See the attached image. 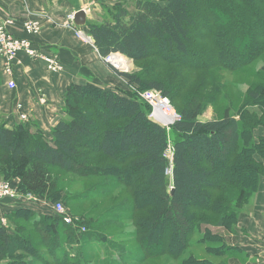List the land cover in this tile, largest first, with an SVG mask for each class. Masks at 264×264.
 <instances>
[{"label":"trees","instance_id":"trees-1","mask_svg":"<svg viewBox=\"0 0 264 264\" xmlns=\"http://www.w3.org/2000/svg\"><path fill=\"white\" fill-rule=\"evenodd\" d=\"M104 8L103 20L87 23L103 58L117 53L138 63L157 58V68L172 64L189 71L146 81L180 116L172 127V160L166 156L167 129L150 118L151 106L138 93L72 83L65 93L66 118L52 130V140L24 123L9 128L0 119V177L19 179V192L52 203L67 200L54 168L123 186L126 205L134 203L130 218L144 253L158 250L163 231L166 245L156 255L180 259L188 253L182 264L228 258L235 247L213 231L212 222L233 232L264 179V66L252 71L258 81L237 113L227 105L216 117L201 119L207 102L221 97V85L211 95L205 85L217 83L211 72L244 70L264 55V0H137L134 12L120 2ZM200 72L203 79L188 88ZM120 75L142 88L143 75ZM7 219L8 226L0 220V264H36V258L44 264H90L72 245L111 242L106 230L95 228L103 224L97 218L68 225L55 214L22 207ZM193 249L207 255V262L188 252Z\"/></svg>","mask_w":264,"mask_h":264},{"label":"crops","instance_id":"crops-1","mask_svg":"<svg viewBox=\"0 0 264 264\" xmlns=\"http://www.w3.org/2000/svg\"><path fill=\"white\" fill-rule=\"evenodd\" d=\"M136 1L117 2L122 3L129 12H134ZM106 3L108 0L94 1L91 6L93 11H88L87 23L100 22L96 14L101 10L103 12ZM81 8H88L85 0H0V16L10 22V32L29 38L43 54L58 56L63 65L62 71L52 73L47 70L43 60L31 59L21 51L14 63L12 75H7L4 60L0 58V118L7 127L24 123L30 130L39 131L52 140V130L66 118L65 93L70 84L91 82L103 87L127 88L124 84L126 80L112 74L104 65L94 43L78 35L77 29L82 30L83 27L76 26L69 16ZM29 19L41 22L39 33L27 34L23 31V25ZM10 79H15V89L8 87ZM19 103L22 104L21 109L17 107ZM21 110L29 115L28 120L19 118ZM18 183L19 179H14L16 186ZM10 205L1 201L2 218L4 213L7 215L22 207L40 214L54 215L53 203L40 197L27 199L19 196ZM245 208L250 209L248 212L242 210L235 232L228 234L219 230V233L229 245L235 247L228 257L231 264H264V249L258 241V236L264 232V179ZM19 221L25 225L26 221Z\"/></svg>","mask_w":264,"mask_h":264},{"label":"rangeland","instance_id":"rangeland-1","mask_svg":"<svg viewBox=\"0 0 264 264\" xmlns=\"http://www.w3.org/2000/svg\"><path fill=\"white\" fill-rule=\"evenodd\" d=\"M118 0H108V3H106L107 6H114V3H116ZM93 11V9H91ZM98 15V16H97ZM97 20L101 21L104 19L105 16H107L106 9H103L96 14ZM86 27V26H85ZM201 28H197L196 32H199ZM82 32L84 33V40L87 39V42H92V37L89 34V28L86 27V30L84 27L82 28ZM90 37V40H88ZM113 55H120L126 61L129 62V66L124 67L116 64L113 61H110V58L104 59L101 58L104 62V65L107 67V69L113 74H115L118 78L122 80H126L121 73H127L132 75H143L144 83L141 86L140 89L139 85L131 84L129 81H125V86L129 88L133 93H138L142 98V93L147 90H153L150 89L148 83L146 81L156 79V78H163L162 75L164 72L169 71H180L182 74L189 73V71L182 69V67L175 66L172 64H164L163 66L157 68L154 65H157V58L151 59L150 61L146 62H135L134 60L130 59L128 56L124 54H113ZM112 55V56H113ZM123 55V56H122ZM172 57H175L174 55ZM189 64H192L193 60L190 58L187 60ZM264 66V55L260 58H257L253 63L246 66L244 70H239L237 72H232L226 69H219L215 70L210 73V75L213 74V79H216L217 83L213 86L210 85V87L205 85L207 88L206 93H210V95L213 93V90L217 87V85H221V97L219 99L215 98L212 101L207 102L203 115L201 116V119L206 120L211 119L213 117H216L219 111H222L225 106L230 105L233 113H237L238 109L241 107L243 103H246L247 100V94L250 90L251 85L258 81L255 76H253L252 71L257 72L259 69H262ZM154 67L153 69H150ZM115 69V70H114ZM203 79V73H197L192 76V79L190 80L189 86L191 89L196 87L198 82ZM202 83V81H201ZM216 85V86H215ZM109 88L108 86H105ZM115 88V87H111ZM121 90V88H118ZM138 90V91H135ZM186 95H188L186 93ZM220 95H218L219 97ZM168 98V97H167ZM169 99V98H168ZM170 104L171 100L169 99ZM215 102V104L213 103ZM149 104V103H148ZM179 103L177 102V105ZM150 105V104H149ZM172 110L179 114L177 109H175L172 106ZM152 111V107L151 110ZM151 113V112H150ZM158 116L161 114V112L156 113ZM1 119V118H0ZM2 120V119H1ZM175 121V120H173ZM173 123L169 125H164L167 129V132L169 133V144L173 145ZM36 130V129H35ZM39 132V131H36ZM41 133V132H40ZM44 135V134H43ZM47 137L46 135H44ZM48 138V137H47ZM49 139V138H48ZM53 172L55 176L60 178V186L64 189L63 196H65L66 202L62 199H59L57 201H62L66 207L70 210L71 214L73 216H76L77 221L81 219H89V218H97L101 221H103V224H96L94 225L95 228L99 230H106L108 235L111 238V242H102L101 240L97 239H91L90 241L83 242L81 244H73L72 248L76 250L78 246V254L79 258L81 259L83 255H86L88 257V260L86 262H90V264H182V261L185 260L188 256V253L186 255H182L180 259H174L168 254H159L156 255L155 253H158V250L161 253V249L164 248V245H166V242L163 241V231L161 235L157 238V247H155L158 250L151 251V253H144L141 250V247L138 245L137 241V228L134 225V222L132 221L131 217V208L133 206V200H128L131 202L128 205L125 203L126 199V193L125 188L123 186H113L110 184V187L103 179L98 178H82L78 176L77 174L73 172H66L63 170H60L58 168H54ZM0 181L3 182H9L11 186L14 188V186L17 188V186L14 184V179L12 180H4L2 177H0ZM18 190V188H17ZM20 194H23L19 192ZM128 194V193H127ZM130 196V195H129ZM3 201L4 203L14 204V197H5L0 199V203ZM55 201V202H57ZM11 206V205H10ZM245 208V207H244ZM242 208V210L249 211L250 208ZM6 209V208H5ZM188 211V210H187ZM11 212V211H10ZM9 212V213H10ZM191 213V211H190ZM84 216V218H83ZM212 216L215 218L217 215ZM5 217V221L3 220ZM4 217L0 216V220L2 219L3 224L9 225L10 221L7 219V215L4 213ZM240 217V215H239ZM213 220V224H214ZM22 221H19L18 223L21 224ZM75 222V224H76ZM101 223V222H100ZM239 223V221H238ZM237 223V225H238ZM25 226L30 228L29 223H24ZM212 224L213 231L215 232H226L230 233L232 230L229 228H223L220 229L219 227ZM15 225V224H14ZM236 229L233 230L235 232ZM259 235L258 237H260ZM196 240V239H195ZM162 243V244H161ZM72 249V250H73ZM108 249V250H107ZM112 250V251H110ZM188 252H193L197 258H201L203 260V263L207 262L205 258L207 255L200 254L198 250H188ZM71 256L73 257L75 254V251H71ZM145 254H148V257H144ZM49 256V254H47ZM50 258V257H49ZM210 258V257H209ZM212 259L216 262L215 264L223 262L224 264H231V260L228 258H213ZM201 262L199 260H194V262ZM9 262V260H3L1 263L6 264ZM34 262L36 264H44L40 259H34ZM83 264V263H79ZM195 264V263H193Z\"/></svg>","mask_w":264,"mask_h":264},{"label":"built area","instance_id":"built-area-1","mask_svg":"<svg viewBox=\"0 0 264 264\" xmlns=\"http://www.w3.org/2000/svg\"><path fill=\"white\" fill-rule=\"evenodd\" d=\"M95 0H85L87 3V10L89 11V6L93 5ZM69 18L74 23V13L70 14ZM10 22L8 20L3 19L0 16V58L4 60V69L7 75H12L14 71V63L17 60V56L19 52H25L31 59L35 60H43L46 63V68L49 72L58 73L62 71L63 65L60 58L56 55H46L40 52L37 47L32 43V41L23 36H16L10 32ZM42 28V24L37 19H29L23 25V31L27 34H37L40 32ZM78 35L85 37L82 30L77 29ZM87 40V39H86ZM90 40V37L89 39ZM92 40V39H91ZM112 54L107 56L106 58H111ZM104 58V59H106ZM111 61V60H110ZM8 87L11 89H15L17 84L15 79H10L8 82ZM142 98L150 104L152 107V111L150 113V118L156 121L161 125H166L162 119V116L171 113L174 116V120L179 119V114H176L172 110V105L167 97L163 95L160 90L153 89L147 90L142 93ZM19 109L22 108V104H18ZM161 112L159 116L156 114L157 112ZM19 118L23 121L29 119V115L25 112H20ZM173 121V124L175 123ZM165 127V126H164ZM173 155V146L169 144L166 150V156L172 160ZM168 173H171V168L168 169ZM19 196H24L27 199L36 198L34 195L28 194H20L17 188L11 186L9 182L0 181V199L5 197H14L18 198ZM53 212L56 216L60 217L65 223L75 224L77 218L73 216L70 210L66 207V205L62 201L54 202ZM82 231H86V228L83 226L81 228ZM258 237L259 243H261L262 248L264 249V232L260 234Z\"/></svg>","mask_w":264,"mask_h":264},{"label":"bare ground","instance_id":"bare-ground-1","mask_svg":"<svg viewBox=\"0 0 264 264\" xmlns=\"http://www.w3.org/2000/svg\"><path fill=\"white\" fill-rule=\"evenodd\" d=\"M110 60L113 61V62H115L116 64H118L120 66H124V67L129 66V62L126 61V59H124L120 55H113V56H111ZM162 119H163V121H164V123L166 125H169V124L173 123L174 116L171 115V113H167V114H165V115L162 116Z\"/></svg>","mask_w":264,"mask_h":264},{"label":"water","instance_id":"water-1","mask_svg":"<svg viewBox=\"0 0 264 264\" xmlns=\"http://www.w3.org/2000/svg\"><path fill=\"white\" fill-rule=\"evenodd\" d=\"M89 9H92L91 7ZM88 11L85 8H81L74 13V23L76 26L82 28L87 25ZM93 43L94 40L92 39Z\"/></svg>","mask_w":264,"mask_h":264}]
</instances>
